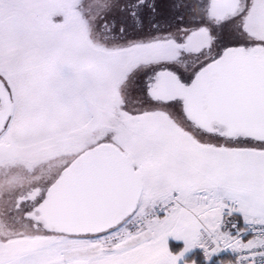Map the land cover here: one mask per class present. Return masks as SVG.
<instances>
[{
	"label": "snow or ice",
	"instance_id": "1",
	"mask_svg": "<svg viewBox=\"0 0 264 264\" xmlns=\"http://www.w3.org/2000/svg\"><path fill=\"white\" fill-rule=\"evenodd\" d=\"M0 264H264V0H0Z\"/></svg>",
	"mask_w": 264,
	"mask_h": 264
},
{
	"label": "flooded vegetation",
	"instance_id": "2",
	"mask_svg": "<svg viewBox=\"0 0 264 264\" xmlns=\"http://www.w3.org/2000/svg\"><path fill=\"white\" fill-rule=\"evenodd\" d=\"M161 4H165L166 3V0H160Z\"/></svg>",
	"mask_w": 264,
	"mask_h": 264
},
{
	"label": "built area",
	"instance_id": "3",
	"mask_svg": "<svg viewBox=\"0 0 264 264\" xmlns=\"http://www.w3.org/2000/svg\"><path fill=\"white\" fill-rule=\"evenodd\" d=\"M250 238V237H249Z\"/></svg>",
	"mask_w": 264,
	"mask_h": 264
}]
</instances>
